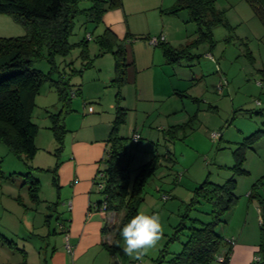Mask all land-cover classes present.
<instances>
[{
  "label": "rangeland",
  "instance_id": "374dc122",
  "mask_svg": "<svg viewBox=\"0 0 264 264\" xmlns=\"http://www.w3.org/2000/svg\"><path fill=\"white\" fill-rule=\"evenodd\" d=\"M152 1L155 3L154 6L161 2V0ZM175 1L165 0L162 8L134 16L137 22L135 28L143 33L141 36L146 38L148 35H158L161 31L166 35V31H172L177 34V42L169 45L176 49L188 50L186 58H183L179 65L174 66L177 70L178 85L181 87L177 101V104H180L177 109H181V112L168 118L170 124L164 122L166 121L164 117L157 121L154 115V119L151 118L145 125L146 131L139 142L132 139V134L137 120H141L142 115L138 117L136 110L128 111L121 104L124 100L117 99L118 90L120 96L123 91L109 80L111 75L112 78L115 77V58L112 53L100 55L102 48L98 43V37L106 31L100 27L103 18L99 24H96L93 21L88 22L85 12L80 13L74 20L69 38V43L72 44L70 50L66 55L53 57L59 75L62 74L64 79L69 80V84L73 86L72 90L77 87H81L84 91L86 89L82 95L71 99L70 110L64 120L67 131L64 141L67 134L79 127L82 119L91 116L86 115L85 105L95 109L99 116L112 113L108 109L109 104L114 102L117 106L118 101L119 107L124 109L119 112L125 114L124 123L119 127V135L125 137L124 146L132 155L129 171L130 189L143 165L154 161L157 167L155 176L148 179L143 187L141 192L143 202L138 205V212L155 213L160 216L163 225L162 239L142 262L135 261L122 253L118 255V258L122 257L117 261L118 264H157L161 255H164L161 264H169L170 259L181 251L185 236L176 241H170L169 238L174 234L181 216L185 214L195 187L207 177L217 184L227 182L234 176L233 171L230 170L235 163L233 152L241 147L244 138L264 129V22L261 17L247 0H213L216 13L223 18V23L213 26L207 35L202 24L185 22L190 18L187 11H182L179 16L168 13L167 9L172 8ZM90 5L89 1H82L78 7L84 10ZM5 18L8 17H0V37L24 35L26 31L22 25L13 19L15 23ZM199 26H202V30ZM88 36L92 39L88 40L87 53L83 54V43ZM130 38L126 40L129 44V58L133 56L131 44L134 42H138L136 46L140 49V53L147 52L145 45L149 46L148 39L137 38V41L130 43L132 39ZM156 49L159 50L160 47ZM43 54H46L45 49ZM105 55L107 56L102 59L101 56ZM34 67L44 74L49 73L51 68L47 59L36 62ZM59 75L56 73L51 77L57 80ZM98 75L99 81H92ZM93 87H95L94 91L91 92L90 89ZM93 95H97V98L91 99ZM180 101H183V108ZM35 104L33 121L39 126V135L35 139L39 152L38 163L47 166L49 159L54 161L51 153L58 152L60 145L50 126L46 125L50 122L45 118L48 115L46 110L57 114L62 108L57 93L49 81L42 87ZM131 105L135 107V103L131 102ZM101 106L106 110L98 111V107ZM145 119L144 117L143 120ZM190 122L189 126L179 131H174L175 128L172 126L188 125ZM163 127L164 131H162ZM149 130L151 134L155 132L154 140L151 136H147ZM170 130L175 133H169ZM213 134H217V138H213ZM256 144L254 145L256 152H264V137ZM252 148L246 150L244 164V168L248 169L250 174L243 177L235 176L236 193L241 195V198L245 197L256 181L264 176V163L259 155L253 153ZM34 163L35 160L30 163L20 160L0 142V226L4 225L12 232L15 231L13 241L0 235V247L3 244L6 248L9 246L12 249L9 255L0 248V264L8 261L21 263L23 259L25 263L31 261L32 264H36L37 252L42 250V240H45L39 235L46 236L49 230L53 240L60 236L56 219L59 216L64 217L66 212L62 214L63 211L59 210L54 213L44 202V199H56V191L51 183L53 175L34 170L33 165H36ZM29 166L32 168L30 169ZM104 166H107V163ZM27 172H32L33 177L40 181L41 201L38 203L33 202L29 196L28 184L23 186L25 178L22 174ZM96 195L100 200L104 197L101 192ZM51 204L53 207L58 205L56 202ZM5 205H8V209L13 205L18 209L13 210L12 219L9 217L8 220L5 219ZM199 207L202 211L211 210L209 204ZM58 208L63 209L62 205H58ZM25 212L29 213L31 218L35 215L37 225L34 235L32 234L34 232H27L23 226L19 227V223L15 220L22 217ZM117 213L119 225L124 212ZM191 217H199L203 220L208 218L197 211L192 212ZM46 222L50 224L46 225ZM43 229L44 232H41ZM54 230L57 234L53 233ZM22 249L25 252H22Z\"/></svg>",
  "mask_w": 264,
  "mask_h": 264
},
{
  "label": "trees",
  "instance_id": "16d2710c",
  "mask_svg": "<svg viewBox=\"0 0 264 264\" xmlns=\"http://www.w3.org/2000/svg\"><path fill=\"white\" fill-rule=\"evenodd\" d=\"M89 1L91 6L87 9H80L79 3ZM254 11L264 22V0H247ZM213 0H176L174 6L168 11L169 14L178 15L187 11L190 21L202 24L206 34L216 24L223 23V18L216 13ZM122 7V0H0V15H8L15 22L22 25L25 34L18 37H0V142L4 143L10 152L25 163L32 162L38 152L35 139L39 133V126L33 121V112L36 108L35 100L44 84L49 81L51 87L57 93L58 100L62 105L60 111L49 113L51 122L50 129L58 141L60 147L56 156L59 157L64 146L66 135L65 116L70 110L72 93L80 95V88L72 90L68 79L58 73L55 63V55H66L72 44L69 38L72 34L75 18L85 12L88 18L99 24L108 10ZM202 30V26H199ZM147 40V38H142ZM119 41L116 35L107 29L103 35L98 37L101 46L100 55L112 53L115 58V78L113 85L122 88L126 83L127 52L125 46ZM84 53H87V42L83 43ZM163 57L168 65H179L183 58L188 55L185 48H173L167 43H160ZM46 54H43V50ZM47 59L50 63V71L44 74L36 69L35 63ZM58 74V79L53 80L52 75ZM117 99L122 96L120 90L117 92ZM180 94V93H179ZM117 101V115L113 123L109 143V157L106 160L107 168L104 173L103 183L105 185L101 194L103 199L97 202V209L106 211L124 212L121 223L113 228L114 237L111 244H103L104 248L111 255H121L122 245L120 231L122 227L138 213V205L143 202L141 192L148 179L155 176L157 167L154 161L143 165L136 177L132 188L129 184V171L132 155L127 152L124 146L125 138L119 135V127L124 123V111ZM188 125L174 127V131L183 130ZM170 130L169 133L175 132ZM264 137V129L252 133L244 138L234 152L235 163L230 167L232 176L224 184L212 182L207 177L200 185L193 190V195L186 206V212L175 228L170 241L181 240L182 249L170 259L169 264H211L217 261L221 255L225 260L220 264H229V257L232 247H229L227 239L220 233V226L227 222L228 213L233 211L239 202L236 193L237 179L235 176H248L250 173L244 168L246 162V150L252 148L257 141ZM60 164L53 170L34 168L37 171L54 173ZM31 169L32 167L29 166ZM32 172L22 174L25 178L23 186H29V196L35 203L40 202L39 190L40 181L33 177ZM56 185V178L53 177ZM263 179L257 181L251 188L250 201H256L261 208V225L259 254L261 257L255 264H264V198L260 194L263 186ZM209 204L210 211H202L199 206ZM198 213L207 216L205 220L199 217H191V213ZM24 252L23 250H21ZM164 258V255L160 256ZM161 258L157 264H161ZM138 264V263H132Z\"/></svg>",
  "mask_w": 264,
  "mask_h": 264
},
{
  "label": "crops",
  "instance_id": "0c3cea01",
  "mask_svg": "<svg viewBox=\"0 0 264 264\" xmlns=\"http://www.w3.org/2000/svg\"><path fill=\"white\" fill-rule=\"evenodd\" d=\"M154 4L152 0H122V7L108 10L103 16L102 24H100L102 29H110L116 35L120 43L125 46L127 52L128 67L126 69V83L121 88L123 91L122 99L126 103L123 102L121 104H123L128 111L136 110L138 117L142 115L141 120H137L132 139L135 133L141 134L142 137V134L146 131L144 128L145 125L148 124L151 118L154 119V115L157 121L162 117L166 118L164 122L168 124V118L181 112V109H177V106L180 105L177 104L179 100L178 96L179 93H181V87L178 85L177 81V70L174 66L166 63L161 49L158 50L156 49L158 47H154L149 43V39L152 37L164 36V43L173 45L177 42V34H174L172 31H166V35H164V32L161 31L158 35H148V43L152 48L145 45L147 50L145 53H140V49L136 46L138 42H134L139 38L145 37L141 36L143 33H141L140 30L137 31L135 28L137 22L134 16L142 12H150L151 10L162 8L165 4V0H161L157 6H154ZM170 9L167 10L169 11ZM180 14L181 13L176 16ZM0 17H8L5 19L12 20L8 15H0ZM87 20L88 22L92 21L90 18H87ZM185 22H190V18ZM128 37L134 39L132 41L130 38V43L134 42L131 44L133 51V56L131 58L128 57L129 44L126 42ZM91 39L92 38L88 36L86 42H89L88 40ZM106 56L107 55L101 57L103 59ZM111 76L109 77L110 79H108L113 82L115 77L112 78ZM97 78H99V75L96 76L95 79H92V81H99ZM79 88L81 90L80 95H82L86 89L84 91L81 87ZM94 88L95 87L90 89L91 92L94 91ZM87 96L90 97V95ZM93 96H91V99L97 98V95ZM131 102L135 103V107L131 105ZM181 103V108H183V101ZM100 109L106 110L103 106L98 107L97 110L100 111ZM108 109L110 112L112 111V113L98 116L96 111H94L95 109H93L91 114L88 111V107L85 105L84 111L86 115L91 116L82 119L79 127L76 130L74 129L75 131L67 134L60 156L57 157L56 153L52 154L50 152L54 161L49 159V164L47 166L38 163L39 152L34 159V164L36 165H33V168L37 167L43 170H53L57 163L60 164L55 174L46 172L53 175L51 183H53V177L56 178L57 184L54 185L53 183V188L56 191V199H44V202L54 213H57V211L59 212V210L63 211L62 214L66 212L64 217L59 216L56 219L59 228L58 235L60 236L55 237V240H53L50 237L51 234L49 230H47L46 236L39 235L40 237L43 236L45 240H42V250L37 252L38 260L36 264H118L117 261L122 259V257L118 258V255L109 254L103 246V244H111L113 241V228L117 227L119 223L118 213L103 209L99 210L96 205L100 200L96 194H100L101 190L95 184V179L98 172L104 171L107 167L104 166V164L109 157L108 152L111 146L109 138L117 115V106L114 102L109 104ZM46 113H48V115L44 117L47 119L49 112L46 110ZM144 117L146 118L145 120H143ZM49 123L46 125L51 126V123ZM172 126L175 127L174 125ZM164 130L165 128L163 127L162 131ZM153 133L155 132L153 131ZM153 133L151 134L150 130L147 132V136H151L152 140H154ZM122 138L125 137L122 136ZM142 139L143 138L140 140ZM140 140L135 142H139ZM251 150L254 151L253 153L255 155H259V158L264 163V152H256V146ZM246 170L249 171L248 169ZM260 179H263L264 183V176ZM250 192L251 190L243 198H241V195L239 196L237 194L240 197L238 204L233 211L228 213L226 217L227 222L222 224L223 226L221 225L219 228L220 233L225 239L230 240L234 238L236 241L235 245L232 247L229 264H255L257 259H253V257H257L258 259L261 257L258 251L261 241V208L256 201L249 200ZM260 194L264 198V184L260 188ZM53 202L62 205L63 209H57L58 205L54 207L51 206ZM13 210L18 209L14 205L8 209V205H5L4 215H6V220H8V217L12 219ZM35 219V215L31 218L30 214L26 212L22 214V217L15 218L19 223V227L23 226L27 232H34L32 233L33 235L36 234L35 227L37 223H35ZM15 220L12 221L15 222ZM49 224L50 222H46V225ZM61 225L63 226L62 230L60 228ZM14 232L4 225L0 226V235L10 241H13L12 238L15 237L13 234ZM41 232H44V229ZM53 233L57 234L55 230ZM65 234L69 236V244L71 246L70 252L66 249ZM7 247L8 248L1 244L0 248L11 255L12 252H9L12 250L11 247ZM22 250L24 251V249ZM214 262L220 264L218 260ZM4 264H32V262L25 263L23 259L21 263L8 261Z\"/></svg>",
  "mask_w": 264,
  "mask_h": 264
},
{
  "label": "clouds",
  "instance_id": "9594fccd",
  "mask_svg": "<svg viewBox=\"0 0 264 264\" xmlns=\"http://www.w3.org/2000/svg\"><path fill=\"white\" fill-rule=\"evenodd\" d=\"M122 247L125 256L143 261L145 256L155 249L163 236V225L158 214L138 212L121 229ZM253 259H258L253 257Z\"/></svg>",
  "mask_w": 264,
  "mask_h": 264
},
{
  "label": "built area",
  "instance_id": "2783aa9c",
  "mask_svg": "<svg viewBox=\"0 0 264 264\" xmlns=\"http://www.w3.org/2000/svg\"><path fill=\"white\" fill-rule=\"evenodd\" d=\"M165 41V37L164 36H157V37H152L149 39V43L156 47L157 45H159L160 43L164 42ZM76 96V93H72V97H75ZM88 111L90 113L93 112V108L91 107H88ZM213 138H217V134H213ZM133 139L134 141H138L141 139V136L139 133H135L134 136H133ZM104 173L102 171H99L97 176H96V179H95V184L98 186V188L102 191L105 187L104 183H103V178H104ZM61 230L63 229V226L61 225ZM65 241H66V249L68 252L71 251V246L69 244V236L68 234H65ZM229 247H233L236 243L235 239L232 238L230 240H226ZM219 262H223L225 260V256L224 255H221L220 257H218L217 259ZM257 261H259V259H257Z\"/></svg>",
  "mask_w": 264,
  "mask_h": 264
}]
</instances>
